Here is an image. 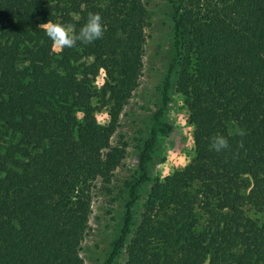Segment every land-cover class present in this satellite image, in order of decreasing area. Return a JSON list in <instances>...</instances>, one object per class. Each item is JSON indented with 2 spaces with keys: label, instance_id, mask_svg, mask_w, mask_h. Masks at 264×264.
<instances>
[{
  "label": "trees",
  "instance_id": "obj_1",
  "mask_svg": "<svg viewBox=\"0 0 264 264\" xmlns=\"http://www.w3.org/2000/svg\"><path fill=\"white\" fill-rule=\"evenodd\" d=\"M166 1L175 54L163 102L174 71L195 154L155 179L135 221L152 128L104 264H264V224L249 214L264 210V0ZM89 12L104 26L90 44L55 51L39 27L78 32ZM149 19L144 0H0V264H86L92 185L109 181L121 157L111 138ZM102 108L107 124L96 118ZM216 136L226 148H213Z\"/></svg>",
  "mask_w": 264,
  "mask_h": 264
},
{
  "label": "rangeland",
  "instance_id": "obj_2",
  "mask_svg": "<svg viewBox=\"0 0 264 264\" xmlns=\"http://www.w3.org/2000/svg\"><path fill=\"white\" fill-rule=\"evenodd\" d=\"M150 11L145 28L142 69L136 87L123 108L111 145L120 147V159L112 169L109 181L92 185L91 212L86 233L80 243V254L86 264H104L123 224L129 190L141 175L138 155L155 128V144L147 153L145 169L148 181L137 188L133 205L135 221L155 179L182 169L194 156L193 127L183 102L181 82L172 71L169 75V100L164 103V86L175 54L173 23L166 0H144ZM105 78L102 70L95 78L98 88ZM96 104V102H95ZM99 123L107 124L105 108L96 113ZM250 216L264 224V210Z\"/></svg>",
  "mask_w": 264,
  "mask_h": 264
},
{
  "label": "clouds",
  "instance_id": "obj_3",
  "mask_svg": "<svg viewBox=\"0 0 264 264\" xmlns=\"http://www.w3.org/2000/svg\"><path fill=\"white\" fill-rule=\"evenodd\" d=\"M39 27L52 42V47L55 51L72 48L77 41L90 44L101 38L104 33V26L100 14L93 12L88 13L85 22L80 26L78 32L74 25L50 20L40 24ZM227 145L228 141L223 136L212 138V146L216 151L226 148Z\"/></svg>",
  "mask_w": 264,
  "mask_h": 264
}]
</instances>
